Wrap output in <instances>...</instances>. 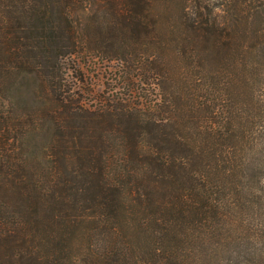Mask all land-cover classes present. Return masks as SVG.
<instances>
[{"label":"trees","instance_id":"obj_1","mask_svg":"<svg viewBox=\"0 0 264 264\" xmlns=\"http://www.w3.org/2000/svg\"><path fill=\"white\" fill-rule=\"evenodd\" d=\"M217 1L0 0V264H264V13Z\"/></svg>","mask_w":264,"mask_h":264},{"label":"rangeland","instance_id":"obj_2","mask_svg":"<svg viewBox=\"0 0 264 264\" xmlns=\"http://www.w3.org/2000/svg\"><path fill=\"white\" fill-rule=\"evenodd\" d=\"M212 1L215 5H217V0ZM250 1L252 2V4H255L257 6L260 5L258 8L264 13V0ZM217 7L218 6H216L215 11H218ZM77 68H79L80 71L78 72V69L76 70L79 79L76 80V82L78 81V84L82 89H89L93 91V96H95L96 94V96H100L99 98H101L103 94L107 95V93L111 90L117 91L114 93H117V95L120 96L129 93V90L131 89L130 84L122 83L121 80L117 79V76L114 72L117 68V65H115V63L100 64L95 59H93V61H91L90 63L88 62V65L80 66ZM71 74L73 76V80H75L73 71H71Z\"/></svg>","mask_w":264,"mask_h":264}]
</instances>
